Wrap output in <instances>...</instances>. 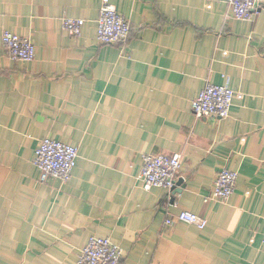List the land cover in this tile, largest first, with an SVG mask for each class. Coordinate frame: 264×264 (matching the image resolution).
Masks as SVG:
<instances>
[{"label": "crops", "instance_id": "obj_1", "mask_svg": "<svg viewBox=\"0 0 264 264\" xmlns=\"http://www.w3.org/2000/svg\"><path fill=\"white\" fill-rule=\"evenodd\" d=\"M102 1L0 0V264H77L91 236L122 264H264V0L252 21L226 0H110L131 25L110 45ZM64 17L85 20L80 36ZM5 30L34 61L8 57ZM207 82L235 91L227 118L193 114ZM47 137L79 150L67 183L39 181ZM177 153L181 191L145 190L142 156ZM223 168L239 175L227 202L213 197ZM181 211L207 226L165 224Z\"/></svg>", "mask_w": 264, "mask_h": 264}, {"label": "built area", "instance_id": "obj_2", "mask_svg": "<svg viewBox=\"0 0 264 264\" xmlns=\"http://www.w3.org/2000/svg\"><path fill=\"white\" fill-rule=\"evenodd\" d=\"M232 16L243 21H252L259 12L260 0H226ZM85 20L64 17V29L71 36H80ZM131 32L130 22L118 12L110 0H103L97 20V40L100 44L110 45L125 42ZM2 46L8 57L15 61L31 62L36 58V46L25 36L5 30L2 34ZM235 91L228 85L207 82L193 99L191 108L197 118H227L231 112ZM79 150L76 146L62 141L44 138L35 150L34 163L40 182L56 178L62 183L71 180ZM142 185L145 190L154 187L165 188L172 193L181 177L182 155L144 154L142 156ZM238 172L223 168L217 173L213 187V197L227 202L233 195ZM174 222H184L199 229L207 226V219L188 211L166 219L168 226ZM264 242V238H263ZM122 248L108 237L91 236L79 252L77 264H122Z\"/></svg>", "mask_w": 264, "mask_h": 264}, {"label": "water", "instance_id": "obj_3", "mask_svg": "<svg viewBox=\"0 0 264 264\" xmlns=\"http://www.w3.org/2000/svg\"><path fill=\"white\" fill-rule=\"evenodd\" d=\"M183 182H184L183 178H180L176 186L173 188L172 193L180 192L181 190H178V187L182 186Z\"/></svg>", "mask_w": 264, "mask_h": 264}]
</instances>
